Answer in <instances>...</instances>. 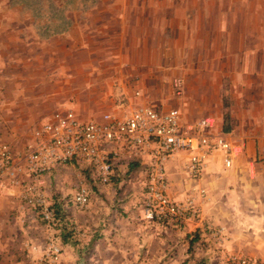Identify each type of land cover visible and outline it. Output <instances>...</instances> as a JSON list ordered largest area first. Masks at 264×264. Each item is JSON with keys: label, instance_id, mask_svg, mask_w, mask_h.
<instances>
[{"label": "crops", "instance_id": "0c3cea01", "mask_svg": "<svg viewBox=\"0 0 264 264\" xmlns=\"http://www.w3.org/2000/svg\"><path fill=\"white\" fill-rule=\"evenodd\" d=\"M86 2L29 13L0 0V146L20 170L15 185L0 168V264H46L52 245L60 250L56 264H142L149 255L160 261L164 251L188 254L211 232L226 237L227 254L263 264L264 0ZM174 81L181 82L180 95ZM136 108L177 110L182 127L210 119L207 133L242 151L229 167L222 152H213L197 183L187 176L186 152L164 163L172 201L182 202L194 186L207 191L200 216L180 226L150 222L140 204L110 198L115 173L107 185L90 178L88 206L66 220L73 235L63 244L61 231L23 203V186L31 182L24 149L55 113L101 123L106 114L122 119ZM151 157L147 150L126 159L125 171L142 176L141 196ZM56 178L44 176L41 187L62 207V186L54 201L48 196Z\"/></svg>", "mask_w": 264, "mask_h": 264}, {"label": "built area", "instance_id": "2783aa9c", "mask_svg": "<svg viewBox=\"0 0 264 264\" xmlns=\"http://www.w3.org/2000/svg\"><path fill=\"white\" fill-rule=\"evenodd\" d=\"M174 92L181 94V82L174 81ZM212 125L204 118L185 127L180 126L179 113L170 110L158 113L150 108H136L119 119L104 115L102 122H81L72 112L55 113L51 120L34 132V142L24 149V172L31 182L23 186L22 200L37 216L50 225L55 220L53 205L42 189V178L56 167L77 163L87 166L91 180L100 185L109 184L117 160L139 158L147 150L151 160L147 169L141 204L145 219L157 224L173 222L179 226L189 218L200 216L201 200L207 198L202 186L192 187L182 202L167 196L164 163L177 152L189 154L186 173L190 180L199 182L205 164L213 152H222L224 165L242 151V145L228 141L224 136L207 133ZM0 168L5 178L19 185V169L11 167L8 148L0 146ZM22 185V184H21ZM89 192L79 187L72 197L75 210H84L89 203ZM60 250L51 246L46 264H56ZM238 264H248L240 260Z\"/></svg>", "mask_w": 264, "mask_h": 264}, {"label": "rangeland", "instance_id": "374dc122", "mask_svg": "<svg viewBox=\"0 0 264 264\" xmlns=\"http://www.w3.org/2000/svg\"><path fill=\"white\" fill-rule=\"evenodd\" d=\"M8 2L9 6L12 5V0H4V2ZM15 6H20L23 8H26L29 13L33 10H38L39 8L43 9H49L53 6H61L63 8H74L80 5H87V2L85 3V0H14ZM128 161L126 160H117L116 164L114 165V179L115 181L109 182L112 185L108 190H110V198H115L118 200L120 198V201H124L126 199H131V201L135 204H140L141 207V200H142V183L141 180L140 183H136V180L138 178H142V176L135 178V175H130L125 170H128ZM56 173L57 178L54 181L53 184L49 186L48 189V196L54 201V196L58 194L59 191H56V188L63 187L61 190L62 196L64 198L62 199L63 205V215L65 219H71L74 218V211L76 210L72 206V197L77 190L78 187H85L88 192H92V187L89 184L90 175H88V171L86 169V166L77 164V163H71L66 164L62 166H58L53 171ZM56 183V186H55ZM117 184V185H115ZM90 185V186H89ZM133 186L136 187L132 188ZM102 190V188H101ZM99 193V191L97 192ZM101 194V193H100ZM90 195V194H89ZM102 195L106 198L107 193L106 190ZM58 198V197H57ZM98 198V197H95ZM56 202V201H55ZM53 205V203H51ZM181 225V224H180ZM179 225V226H180ZM208 235V234H207ZM210 241H200L195 242L194 244H190V253L187 254L184 253L183 255L179 254L178 256L174 257L172 255H166L165 251L164 254L160 255V261L156 260V257L153 256H147L145 259H143L142 264H170V260L174 262L173 264H238L240 260H245L248 262V264H261L259 262H250L246 257L244 258H238L237 255L233 254H227L226 249H224V244L227 242L226 237H221V235L218 234V232H211ZM192 236V240H193ZM192 242V241H191ZM128 264H140L135 263L134 259H130L128 261ZM172 264V263H171ZM264 264V263H263Z\"/></svg>", "mask_w": 264, "mask_h": 264}, {"label": "trees", "instance_id": "16d2710c", "mask_svg": "<svg viewBox=\"0 0 264 264\" xmlns=\"http://www.w3.org/2000/svg\"><path fill=\"white\" fill-rule=\"evenodd\" d=\"M130 165L131 167H133L134 163H131ZM52 207L55 213V220L49 226L56 230L61 231L60 238L62 239L63 244H66L72 239L71 238V236L73 235L72 226L69 223H67L63 215V210L61 207H59L58 203L53 204Z\"/></svg>", "mask_w": 264, "mask_h": 264}]
</instances>
